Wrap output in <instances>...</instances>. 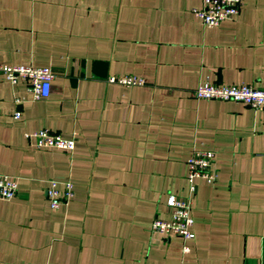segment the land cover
Listing matches in <instances>:
<instances>
[{
	"label": "crops",
	"instance_id": "crops-1",
	"mask_svg": "<svg viewBox=\"0 0 264 264\" xmlns=\"http://www.w3.org/2000/svg\"><path fill=\"white\" fill-rule=\"evenodd\" d=\"M240 1L203 27L200 0H0V63L52 73L37 100L0 75V171L16 179L0 264H264V109L191 94L264 87V0ZM123 75L143 83L108 81ZM43 128L76 132L73 150L30 146L23 133ZM195 150L214 153L217 175L194 180L193 237L151 232L167 195H186ZM47 179L73 183L58 209Z\"/></svg>",
	"mask_w": 264,
	"mask_h": 264
},
{
	"label": "built area",
	"instance_id": "built-area-1",
	"mask_svg": "<svg viewBox=\"0 0 264 264\" xmlns=\"http://www.w3.org/2000/svg\"><path fill=\"white\" fill-rule=\"evenodd\" d=\"M240 2V0H200V6L193 9L192 12L203 27H214L236 15ZM0 75L9 83H14L17 79L24 80L31 100L44 98L50 93L52 73L46 67L0 63ZM108 81H115L124 86L143 83L142 79L130 75L108 77ZM191 94L195 99L231 100L240 102L255 110L264 109V87L201 81L192 89ZM15 102H18V100L15 99ZM19 114L18 110H14L11 117L17 119ZM23 136L27 143L36 149L52 148L70 152L74 148L76 132H72L69 137H62L59 133L43 128L25 132ZM213 156L214 153L210 150L192 151L186 159V195L184 197L167 195L165 204L170 208L169 218L166 220L153 218L149 223L151 232L175 235L183 242L193 237V219L190 210L196 189L194 180L201 178L210 183L216 179V169L212 165ZM44 193L49 207L58 209L73 197V183L69 179L62 181L47 179ZM15 194V177L0 171V199H10ZM187 251L188 246L183 243L181 252L186 253Z\"/></svg>",
	"mask_w": 264,
	"mask_h": 264
}]
</instances>
